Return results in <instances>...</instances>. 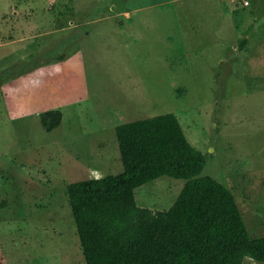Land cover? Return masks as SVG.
<instances>
[{"label": "rangeland", "instance_id": "rangeland-1", "mask_svg": "<svg viewBox=\"0 0 264 264\" xmlns=\"http://www.w3.org/2000/svg\"><path fill=\"white\" fill-rule=\"evenodd\" d=\"M248 1L0 0V264H86L67 186L122 173L115 127L165 113L264 236V0ZM183 186L160 177L136 203L167 210Z\"/></svg>", "mask_w": 264, "mask_h": 264}, {"label": "trees", "instance_id": "trees-1", "mask_svg": "<svg viewBox=\"0 0 264 264\" xmlns=\"http://www.w3.org/2000/svg\"><path fill=\"white\" fill-rule=\"evenodd\" d=\"M245 43V42H244ZM62 111L39 114L50 132ZM123 172L67 186L86 264H242L264 261V236L250 232L233 192L204 175L205 154L187 140L174 113L115 127ZM184 180L173 205H137L135 189L160 177Z\"/></svg>", "mask_w": 264, "mask_h": 264}, {"label": "built area", "instance_id": "built-area-1", "mask_svg": "<svg viewBox=\"0 0 264 264\" xmlns=\"http://www.w3.org/2000/svg\"><path fill=\"white\" fill-rule=\"evenodd\" d=\"M243 4L244 5H248L249 4V1L248 0H243Z\"/></svg>", "mask_w": 264, "mask_h": 264}]
</instances>
